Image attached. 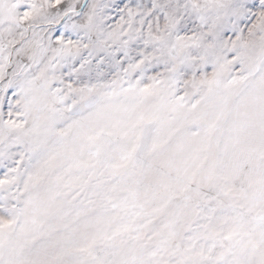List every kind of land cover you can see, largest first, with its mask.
Listing matches in <instances>:
<instances>
[{
  "label": "snow or ice",
  "instance_id": "1",
  "mask_svg": "<svg viewBox=\"0 0 264 264\" xmlns=\"http://www.w3.org/2000/svg\"><path fill=\"white\" fill-rule=\"evenodd\" d=\"M0 264H264V0H0Z\"/></svg>",
  "mask_w": 264,
  "mask_h": 264
}]
</instances>
